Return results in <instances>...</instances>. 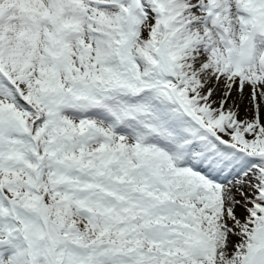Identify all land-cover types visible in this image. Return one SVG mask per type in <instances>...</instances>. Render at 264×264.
Segmentation results:
<instances>
[{
	"label": "snow or ice",
	"instance_id": "obj_1",
	"mask_svg": "<svg viewBox=\"0 0 264 264\" xmlns=\"http://www.w3.org/2000/svg\"><path fill=\"white\" fill-rule=\"evenodd\" d=\"M0 264H264V0H0Z\"/></svg>",
	"mask_w": 264,
	"mask_h": 264
}]
</instances>
